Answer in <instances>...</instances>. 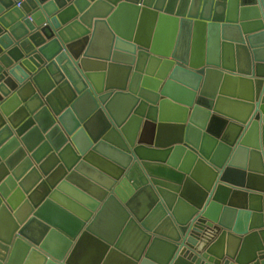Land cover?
I'll return each instance as SVG.
<instances>
[{"label":"water","instance_id":"obj_1","mask_svg":"<svg viewBox=\"0 0 264 264\" xmlns=\"http://www.w3.org/2000/svg\"><path fill=\"white\" fill-rule=\"evenodd\" d=\"M0 264H264V0H0Z\"/></svg>","mask_w":264,"mask_h":264}]
</instances>
